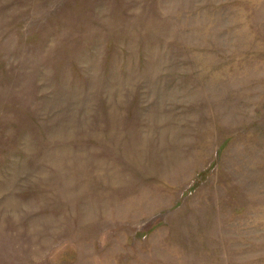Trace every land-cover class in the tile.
Returning <instances> with one entry per match:
<instances>
[{"label": "rangeland", "instance_id": "1", "mask_svg": "<svg viewBox=\"0 0 264 264\" xmlns=\"http://www.w3.org/2000/svg\"><path fill=\"white\" fill-rule=\"evenodd\" d=\"M0 264H264V0H0Z\"/></svg>", "mask_w": 264, "mask_h": 264}]
</instances>
